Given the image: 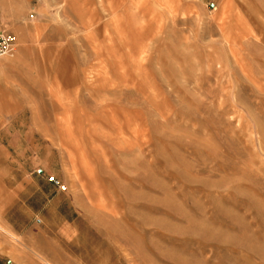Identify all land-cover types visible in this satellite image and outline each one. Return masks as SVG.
I'll list each match as a JSON object with an SVG mask.
<instances>
[{"label":"rangeland","instance_id":"obj_1","mask_svg":"<svg viewBox=\"0 0 264 264\" xmlns=\"http://www.w3.org/2000/svg\"><path fill=\"white\" fill-rule=\"evenodd\" d=\"M0 28L76 220L0 264H264V0H0Z\"/></svg>","mask_w":264,"mask_h":264},{"label":"crops","instance_id":"obj_2","mask_svg":"<svg viewBox=\"0 0 264 264\" xmlns=\"http://www.w3.org/2000/svg\"><path fill=\"white\" fill-rule=\"evenodd\" d=\"M15 109L0 95V256L14 253L2 231L27 240L24 245L40 254L45 252L40 247L53 244L47 235L53 223L76 221L71 204L47 180L54 173V148L40 141L31 124L20 123L24 131L12 129ZM65 203L68 211L61 210Z\"/></svg>","mask_w":264,"mask_h":264},{"label":"built area","instance_id":"obj_3","mask_svg":"<svg viewBox=\"0 0 264 264\" xmlns=\"http://www.w3.org/2000/svg\"><path fill=\"white\" fill-rule=\"evenodd\" d=\"M15 41V36L11 32L0 28V56L9 54L14 48ZM48 180L54 185H59V181L53 176H49Z\"/></svg>","mask_w":264,"mask_h":264}]
</instances>
